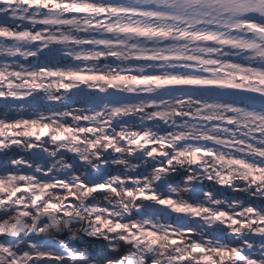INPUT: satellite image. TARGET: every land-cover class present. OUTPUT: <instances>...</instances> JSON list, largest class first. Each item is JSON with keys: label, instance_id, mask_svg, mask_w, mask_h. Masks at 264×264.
<instances>
[{"label": "snow or ice", "instance_id": "obj_1", "mask_svg": "<svg viewBox=\"0 0 264 264\" xmlns=\"http://www.w3.org/2000/svg\"><path fill=\"white\" fill-rule=\"evenodd\" d=\"M0 264H264V0H0Z\"/></svg>", "mask_w": 264, "mask_h": 264}]
</instances>
